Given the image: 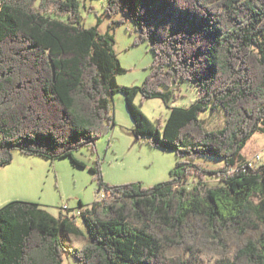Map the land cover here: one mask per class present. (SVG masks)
<instances>
[{
  "label": "trees",
  "instance_id": "1",
  "mask_svg": "<svg viewBox=\"0 0 264 264\" xmlns=\"http://www.w3.org/2000/svg\"><path fill=\"white\" fill-rule=\"evenodd\" d=\"M105 13L121 16L106 33L101 20L84 27L82 0H0V167L14 152L49 161L75 158L115 125L111 100L126 98L137 140L177 155L167 182L110 186L99 162L91 169L110 198L92 209L56 217L33 202L0 209V264H64V253L81 264H264V234L231 258L169 257L148 217L173 223L193 218L245 232L264 229V166L243 155L264 133V0H106ZM129 19L154 53L152 71L140 86H120L127 73L115 50L117 27ZM188 81L198 92L190 107L171 108L165 123L142 111L148 99L169 104ZM164 89V90H163ZM223 112L221 128L205 129L203 115ZM225 161L217 169L199 159ZM215 179L217 184L210 183ZM132 213L133 218L128 211ZM82 217L87 237L77 224ZM84 237L70 250L60 239Z\"/></svg>",
  "mask_w": 264,
  "mask_h": 264
},
{
  "label": "rangeland",
  "instance_id": "2",
  "mask_svg": "<svg viewBox=\"0 0 264 264\" xmlns=\"http://www.w3.org/2000/svg\"><path fill=\"white\" fill-rule=\"evenodd\" d=\"M82 5L85 28L93 27L101 20L100 31L106 33L113 20L121 19V16L114 18L106 15V0H82ZM134 25V22L127 19L124 25L113 32L118 59L127 69V73L117 76V81L120 86L127 88L143 85L152 71L154 60L149 44L133 46L138 37ZM173 94L176 100L169 104L157 98L142 103L141 97H138L136 103L141 104L142 111L149 119L156 124H164L171 108L190 107L198 96L196 87L188 81L176 87ZM125 101L122 93L113 96L111 116L115 125L108 135L97 142L96 154L87 147L75 152V158L85 165L84 168L75 165L71 158L49 161L47 158L14 152L11 164L0 167V209L14 201L39 204L56 217L77 211L81 204L84 209H92V205L99 201L98 185L91 171L97 161L101 166L103 180L110 186L139 182L148 189L170 180L171 172L179 160L177 155L152 147L147 140L136 139L133 134L134 123ZM225 119V114L217 111L211 117L210 114L202 117L208 131L221 128ZM262 150L264 133L260 131L249 140L243 155L254 166H264V155L260 160H255V155ZM198 162L209 169H217L225 164V161L207 157ZM210 183L217 184V181L210 179ZM129 213L133 218L132 213ZM148 219L145 223L150 225L152 233L169 257L181 255L184 258L197 257L215 262L223 257H233L248 241H259L264 234L262 227L240 232L233 226H213L197 218L184 224L175 220L168 224L162 218ZM83 220L77 217L76 221L87 237L88 229ZM60 239L70 250L82 248L86 244L84 237L62 232ZM63 258L64 264H81L67 252Z\"/></svg>",
  "mask_w": 264,
  "mask_h": 264
},
{
  "label": "built area",
  "instance_id": "3",
  "mask_svg": "<svg viewBox=\"0 0 264 264\" xmlns=\"http://www.w3.org/2000/svg\"><path fill=\"white\" fill-rule=\"evenodd\" d=\"M262 155H264V150L260 151L259 153H257L255 155V160H260ZM251 165H253V162H250V166ZM102 197H108V198H110V196L105 191H101L100 192L99 198H102ZM74 214L78 216V210L75 211Z\"/></svg>",
  "mask_w": 264,
  "mask_h": 264
},
{
  "label": "bare ground",
  "instance_id": "4",
  "mask_svg": "<svg viewBox=\"0 0 264 264\" xmlns=\"http://www.w3.org/2000/svg\"><path fill=\"white\" fill-rule=\"evenodd\" d=\"M103 198H104V197H102V199H103ZM80 213H81V212H78V215H80Z\"/></svg>",
  "mask_w": 264,
  "mask_h": 264
}]
</instances>
